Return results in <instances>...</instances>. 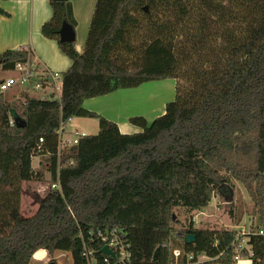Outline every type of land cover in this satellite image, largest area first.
<instances>
[{"label": "trees", "instance_id": "obj_1", "mask_svg": "<svg viewBox=\"0 0 264 264\" xmlns=\"http://www.w3.org/2000/svg\"><path fill=\"white\" fill-rule=\"evenodd\" d=\"M50 6L41 34L72 64L60 100L0 94V264H32L41 249L50 264L57 252L88 264L84 245L94 264H199L201 256L236 264V232L192 219L235 181L264 230V0H96L82 53L59 42L64 21L76 32L71 1ZM0 15L10 16L1 6ZM28 58V48L0 56L7 72ZM165 79L175 80V98L152 122L131 117L139 133L123 134L84 107ZM80 117L98 119L99 132L60 153V129ZM15 118L26 126L11 125ZM34 157L46 161L38 171ZM46 173L60 189L50 187L35 215L22 217L24 184ZM230 214L240 222L233 206ZM114 231L128 260L102 252L100 233ZM249 245L252 264H264V235Z\"/></svg>", "mask_w": 264, "mask_h": 264}, {"label": "crops", "instance_id": "obj_2", "mask_svg": "<svg viewBox=\"0 0 264 264\" xmlns=\"http://www.w3.org/2000/svg\"><path fill=\"white\" fill-rule=\"evenodd\" d=\"M69 1L72 3L74 17L77 22L76 38H79L81 35L80 47L79 44H76L75 47L79 53H82L84 49V38L87 36L86 33H88L96 0ZM0 6L10 15L9 17L0 15V56L8 50L28 48L32 53V58L34 56L35 63H38V66L42 69L43 67H53V65L54 67L66 66L67 68H70L72 63L70 60H66L64 55L61 54L57 42L46 39L41 34L43 25L52 17L50 0H4L0 2ZM43 49H46L48 52L46 50L44 52ZM60 59H65V62L61 63ZM123 91L124 93H130V91L128 92L126 89H122L106 96L88 99L84 102V107L91 112H95L114 121L118 125L120 132L123 134H134L142 131L140 128L130 124L129 119L131 117L143 116L147 120H152L158 115L161 116V114L163 115L165 113V105L167 101L165 103L166 99L165 97H162V95H160L161 100L159 101V108L148 110L147 113H130L129 108L131 107L129 106L132 105L133 107L134 103H130L122 98V95L125 94L119 93H123ZM157 94L153 91L154 98L156 96L159 97ZM111 97L113 99L112 102H108L109 104L111 103V106H107L105 100L109 101L108 99ZM101 100L104 102L102 106L99 105L95 108L92 107L91 104L93 102L96 103ZM123 102H127L128 108L124 106ZM73 119L74 118L65 123L66 129H68L67 124ZM201 213H203V211ZM38 252H41L42 255L39 256V259L33 257V261H36V264H45L48 260V253L43 249L36 253ZM215 262H217L216 258L212 259L207 256H201L198 258L199 264H215Z\"/></svg>", "mask_w": 264, "mask_h": 264}, {"label": "rangeland", "instance_id": "obj_3", "mask_svg": "<svg viewBox=\"0 0 264 264\" xmlns=\"http://www.w3.org/2000/svg\"><path fill=\"white\" fill-rule=\"evenodd\" d=\"M80 36L79 38H76V42H75V44H79V47L81 44ZM86 37L84 38L85 39L84 45L86 42ZM43 50L45 52L46 49ZM61 54L64 55L66 60H69L62 51ZM32 61L33 63H35L34 56L32 58ZM60 62L64 63L65 59H60ZM49 68L53 71L59 72L60 74H64L69 69L66 66L54 67V65L53 67L49 66ZM10 75H12L11 72L5 71L2 68V66L0 67V81L2 79L8 78ZM160 90H164V91H160ZM126 91L128 92L130 91V93H124L123 91V93H119V94H125L122 95V98L126 101H129L130 103L131 102L134 103L133 107L132 105L129 106L131 107L129 108L130 113H144V112L147 113L148 110H153L160 107L159 104V101L161 100L160 95H162V97H165L166 99L165 103L166 101L168 103L174 100L176 93L175 80L165 79L159 81H152L145 83L137 88L126 89ZM153 91L156 94L158 93L157 95H159V97L156 96L154 98ZM23 93L24 92L21 91L20 89H14L3 95L6 98V100L12 102L21 99ZM30 95L36 98H42L44 96V93L36 92ZM108 100L109 101L105 100V102L107 103V106L108 105L111 106V103L109 104L108 102H112L113 100L112 97ZM103 103H104L103 100H101L96 103L93 102L91 105L92 107L95 108L99 105L102 106ZM123 104L125 107L128 106L127 102H123ZM159 116L160 115H158L157 117ZM155 118L148 121L152 122ZM78 127L80 131H84L88 135H96L100 129L98 119H94V118H83V117L74 118L72 121H70L67 124V128L70 131L76 128L78 129ZM64 133L65 135H67L66 129H64ZM45 163L46 161L44 160V157H34L32 159V166L36 171L42 168L45 165ZM50 179H51L50 175L46 173L44 181L34 180L32 182L24 184V194L22 196V217L24 218L32 217L39 210V201L45 196L46 192L50 190L51 187ZM232 186L234 192V202L228 204L219 195H214L211 203L208 205L206 209L203 210V213H201L202 212L201 211L194 214L192 220L197 228H208L212 230L226 228L228 230H233L232 227L238 224L239 226L249 228L252 221L254 222L255 225L258 223L259 217L255 215L253 212V202L248 196L245 188L242 186L241 183L235 181L232 182ZM232 206L234 210H237L239 212V215L241 216V220L239 223H236L233 215L230 214V210ZM180 218L183 222L185 221L182 215L180 216ZM53 259L55 260L54 262H56L57 264H74L70 254L67 252H57L54 255ZM51 260L52 258L48 256V260L46 261L45 264H50ZM32 264H36V261H32ZM215 264H220V263L215 262Z\"/></svg>", "mask_w": 264, "mask_h": 264}, {"label": "built area", "instance_id": "obj_4", "mask_svg": "<svg viewBox=\"0 0 264 264\" xmlns=\"http://www.w3.org/2000/svg\"><path fill=\"white\" fill-rule=\"evenodd\" d=\"M21 49V48H20ZM19 50V49H18ZM29 51V58L26 62H17L8 78L1 80L0 82V94H6L14 89H20L28 94H33L36 92H43L44 96L41 99H61L62 93V80L63 74L53 71L49 68L43 67V69L38 66V63H33L31 51ZM11 125H15L14 120H11ZM66 129L65 124L59 131V152L65 148L75 146L79 144L80 140L86 138L88 134L84 131L74 129L72 131L66 129L67 135L64 133ZM66 136V137H65ZM43 139H40V143ZM51 189H60L59 180L51 184ZM72 213V212H71ZM232 231L236 232V239L233 242V260L236 264H252V257L254 255L251 246L249 245V240L252 236L259 234L264 235V230L258 228L252 221L249 228L243 226H233ZM239 230V231H237ZM100 238L104 242V247L107 246L110 250L119 253L121 260H128L130 254L126 250V246L123 244L122 238L119 234L114 231L109 235L100 233ZM246 253V255H244ZM175 257L180 256L181 252L176 250L174 252ZM84 256L88 264L93 263V252L86 245H84ZM192 258L191 256L189 257ZM107 261V259H106ZM261 260H259V263Z\"/></svg>", "mask_w": 264, "mask_h": 264}, {"label": "water", "instance_id": "obj_5", "mask_svg": "<svg viewBox=\"0 0 264 264\" xmlns=\"http://www.w3.org/2000/svg\"><path fill=\"white\" fill-rule=\"evenodd\" d=\"M68 0H52V2L55 3H62V2H67ZM59 42L61 44H69V43H74L76 42V32L74 31L73 27L66 21H64L61 25V28L59 30ZM3 62L2 60H0V67L2 66ZM14 122L17 123L18 127H25L26 123L21 120L20 118H15ZM222 190V194L224 196V200L228 203L231 204L233 202L234 199V192L233 189L231 187H229L227 184H223L221 187ZM194 236H190L188 235L186 237L187 243H191L194 240ZM102 252L105 255L111 256V257H115V254L112 250H110L107 246H105L102 249ZM158 250H156L155 254H154V260L157 258L158 256ZM55 264V263H52Z\"/></svg>", "mask_w": 264, "mask_h": 264}, {"label": "bare ground", "instance_id": "obj_6", "mask_svg": "<svg viewBox=\"0 0 264 264\" xmlns=\"http://www.w3.org/2000/svg\"><path fill=\"white\" fill-rule=\"evenodd\" d=\"M160 91H164V90H160ZM41 255H42V253L38 252L35 257L39 259V256H41Z\"/></svg>", "mask_w": 264, "mask_h": 264}]
</instances>
